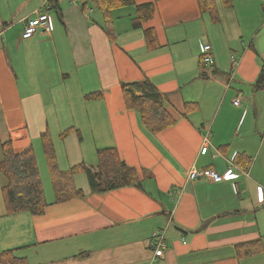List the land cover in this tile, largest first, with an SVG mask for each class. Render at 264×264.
Instances as JSON below:
<instances>
[{
    "label": "crops",
    "instance_id": "crops-1",
    "mask_svg": "<svg viewBox=\"0 0 264 264\" xmlns=\"http://www.w3.org/2000/svg\"><path fill=\"white\" fill-rule=\"evenodd\" d=\"M214 1L219 23L198 0H135L154 6L144 26L157 36L150 49L133 27L136 7L113 10L103 27L93 0H55L53 11L45 0H0V143L16 154L33 146L39 158L49 130L62 171L94 166L98 149L115 147L142 180L141 189L95 194L79 173L84 197L48 200L33 216L7 214L0 177V253L27 264H264V92H252L264 62V0ZM46 10L52 33L24 39L26 21ZM144 80L168 97L176 120L156 135L123 98V84ZM185 103L197 105L184 115ZM192 169L241 176L190 181ZM160 230L167 244L156 259ZM251 242L259 252L240 258L237 246Z\"/></svg>",
    "mask_w": 264,
    "mask_h": 264
},
{
    "label": "trees",
    "instance_id": "trees-1",
    "mask_svg": "<svg viewBox=\"0 0 264 264\" xmlns=\"http://www.w3.org/2000/svg\"><path fill=\"white\" fill-rule=\"evenodd\" d=\"M93 2L103 16V27L111 22L113 10L124 7H136V17L133 20L135 29H144L146 23L154 17L152 4L137 5L135 0H93ZM228 2L229 0H225V5L230 7ZM54 3L51 4L49 11L56 10V3ZM198 4L202 13H208L214 23L220 22L214 0H198ZM57 13L60 17V13ZM144 34L148 48L156 49L158 41L155 31L144 29ZM137 90H142L143 94L138 95ZM252 92H264V62L261 63L259 76L252 85ZM122 93L126 108L138 113L143 126L151 134L156 135L176 124V120L168 110L170 105L168 97L165 98L148 80L123 84ZM99 95L101 94L90 95L87 98L98 97ZM196 105L195 103H185L184 115L190 110H194ZM69 133L70 131L64 132L62 138ZM40 143L54 194L53 203L59 204L84 197V193L76 188L74 182V177L79 173L86 174L91 191L95 194L127 187L142 188V180L138 171L121 158L115 147L98 149L96 152L97 163L94 166L80 164L67 171H62L58 166L54 141L49 130L41 135ZM0 177L8 215L23 212L33 216L45 214L51 203L47 199L38 157L33 146L28 147L20 154H16L11 141L0 143ZM259 245L260 242L238 245V256L244 258L258 253ZM0 264H27V262L15 257L14 251H7L0 253Z\"/></svg>",
    "mask_w": 264,
    "mask_h": 264
},
{
    "label": "built area",
    "instance_id": "built-area-1",
    "mask_svg": "<svg viewBox=\"0 0 264 264\" xmlns=\"http://www.w3.org/2000/svg\"><path fill=\"white\" fill-rule=\"evenodd\" d=\"M55 0H45V7L48 9L51 2ZM75 3V0H72ZM53 31L52 20L48 10L44 12H40L35 18L29 19L26 21L25 29L23 33L24 39H32L36 34H41L44 37L49 36ZM211 47L209 45H205L202 49V63L206 68H210L214 59L212 57ZM235 106H240V100H236L234 102ZM209 147L204 146L202 149V154H206L208 152ZM246 173V172H245ZM241 175L236 173H227L222 175L214 170H196L192 169L189 172V180L190 181H208L213 184H220L224 181H232L240 178ZM248 177V175L246 174ZM259 200L261 203H264V189L259 187ZM167 244V230H160L155 234V242L152 245V252L156 259L163 258L165 254Z\"/></svg>",
    "mask_w": 264,
    "mask_h": 264
},
{
    "label": "rangeland",
    "instance_id": "rangeland-1",
    "mask_svg": "<svg viewBox=\"0 0 264 264\" xmlns=\"http://www.w3.org/2000/svg\"><path fill=\"white\" fill-rule=\"evenodd\" d=\"M38 159H39L40 165H42V169L44 171L42 178H43V181H44L43 185H44V189L46 191V195H47L49 201H51V200L54 201V194H53V190H52V187H51V184H50V178H49L48 170H47V167H46V161H45V158H44V154H42V157H39Z\"/></svg>",
    "mask_w": 264,
    "mask_h": 264
}]
</instances>
